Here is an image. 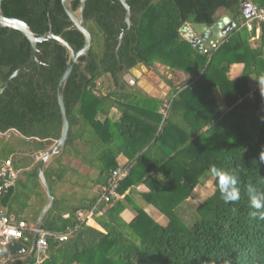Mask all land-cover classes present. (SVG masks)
I'll return each mask as SVG.
<instances>
[{"label": "trees", "instance_id": "obj_1", "mask_svg": "<svg viewBox=\"0 0 264 264\" xmlns=\"http://www.w3.org/2000/svg\"><path fill=\"white\" fill-rule=\"evenodd\" d=\"M50 2L3 0L2 10L6 17L28 24L36 36L52 31L80 51L84 35L75 29L62 0H56L48 15ZM127 4L132 25L118 48V37L127 29L120 1L86 2L84 21L92 45L65 87L69 122L65 151L45 168L55 200L43 229L74 234L63 243L49 238L44 264H264V100L251 88L252 80H264V23L253 46L257 27L249 31L244 26L248 19L241 0H127ZM252 4L264 9V0ZM72 5L76 11L80 0ZM225 17L236 27L216 51L200 53L181 34L185 24L212 27ZM38 50L37 61L1 92L29 61L31 45L19 31L0 28V133L10 134L0 137V169L12 159L21 172L16 187L0 197V207L32 226L47 202L34 156L47 152L61 137L58 85L69 61L67 49L55 40L38 44ZM139 64L147 68L160 64L172 71L164 77L155 69L172 89L166 117L164 100L120 84L124 69ZM236 64L243 65V71L231 79ZM181 73L190 79L178 86ZM103 78L110 81L106 93L101 92ZM120 156L128 159L124 167L129 174L118 189L125 197L100 206L95 217L103 231L82 224L76 213L92 208L99 194L77 205L57 198L55 186L71 171L64 159L78 160L96 172L92 182L100 189L120 167ZM211 180L213 194L197 207L201 218L185 231L183 213L192 192ZM141 185L148 188L141 198L167 217V225L139 207L131 222L122 218L125 202L133 204L132 196ZM32 200L38 201V208L29 221L25 213ZM27 237L20 243L30 249L33 233Z\"/></svg>", "mask_w": 264, "mask_h": 264}, {"label": "water", "instance_id": "obj_2", "mask_svg": "<svg viewBox=\"0 0 264 264\" xmlns=\"http://www.w3.org/2000/svg\"><path fill=\"white\" fill-rule=\"evenodd\" d=\"M74 0H62V5L66 14L68 15L70 21L73 23L76 30L80 31L85 38L84 47L76 52L67 41L63 39L61 36H57L53 34L52 31H48L41 36H36L35 33L31 30V28L24 21L8 18L4 15L2 10V2L0 0V28H7L9 30L19 31L30 43L31 45V57L29 61L16 70L11 77L6 81L5 86L1 89V92L5 91L9 86L10 82H12L15 78L25 73L30 65L37 61V53H38V44L43 43L48 40H55L61 46L67 49L69 53V61L67 64L66 71L64 72L59 85H58V100L61 108L62 119H63V128L62 134L58 141L54 143V145L45 153H38L35 155L36 164H39L38 167V177L40 184L47 196V202L40 213V216L36 222L35 228L37 231L43 228V221L48 214V212L52 209L55 197L52 194L50 185L45 176V168L49 165L51 161L54 160L55 157L61 155L65 151V145L68 138L69 133V122L66 113L65 100H64V92L67 82L72 74L74 67L79 64V60L82 57H88L89 51L92 45V37L89 31L85 28L84 21V11L86 8L87 0H80V5L78 9L75 11L73 9ZM125 10V22L127 25V29H125L120 36L118 37V48L121 46L123 39L130 32L131 29V18L132 11L131 7L127 4V0H119ZM56 0H51L48 15H50V10L55 5ZM242 11L247 19H250L254 15L252 0H241ZM51 26V25H50ZM236 24L233 23L228 17L223 18L218 23L213 25L212 27H208L205 24H195L188 23L183 26L181 29V34L184 38L194 47L198 52L203 53L205 47H211L213 44L218 42L219 40L224 39L229 36L232 31L235 29ZM135 70H139L141 72H145L146 68L144 64H139L135 69L130 70V74L128 78L131 80L128 81L130 85L133 87L136 79L139 77L135 74ZM127 71V68L124 69ZM142 87L141 85H139ZM152 97V96H151ZM155 98V97H153ZM1 134V133H0ZM38 239V234L34 233L32 246L30 251L28 247L23 244L16 242L10 246L11 257L2 261L0 264H11L17 261H23L29 259L35 250L36 242Z\"/></svg>", "mask_w": 264, "mask_h": 264}, {"label": "built area", "instance_id": "obj_3", "mask_svg": "<svg viewBox=\"0 0 264 264\" xmlns=\"http://www.w3.org/2000/svg\"><path fill=\"white\" fill-rule=\"evenodd\" d=\"M253 11L254 15L244 23V26L247 27L249 31H252L255 25L257 29H260L261 25L264 23V9H259L253 5ZM224 39L219 40L211 47H205L203 53H210L218 50L220 45L224 42ZM164 106L162 113L166 117L170 106L168 99L165 100ZM128 174L129 169L124 166H120L118 169L114 170L110 174L107 184L101 188L99 196L92 208L87 211H78L76 213L77 219L82 224H89L99 211L101 205L121 199L122 196H119L118 189L121 182L126 179ZM18 179L19 171L13 167L12 159L5 161L0 169V197L14 189ZM66 217H68V215H64V218ZM27 233H33V235L34 233L38 234L35 250L31 256L34 259L27 264H44L49 257V238H54L60 243H63L73 236L74 231L70 230L64 234L51 233L43 228L37 231L35 226L29 225L25 220H19L16 215L8 214L4 207H0V261L6 260L5 257L7 254H10L11 257L10 246L13 243H20L21 240H29ZM30 249L28 251H30Z\"/></svg>", "mask_w": 264, "mask_h": 264}, {"label": "crops", "instance_id": "obj_4", "mask_svg": "<svg viewBox=\"0 0 264 264\" xmlns=\"http://www.w3.org/2000/svg\"><path fill=\"white\" fill-rule=\"evenodd\" d=\"M260 32H261V30L256 28V36L253 37L252 41H251L253 46L257 45L258 39L260 37ZM243 67L244 66L241 65V64L234 65L232 67V69H231V72H230V78L231 79H238L241 76V73L243 71ZM181 76H184V77H187V78L189 77V76H186V75H184L182 73L180 74L179 77H181ZM188 79H190V77ZM133 87H138V88L142 89L139 85H135V83H134ZM257 90L263 96L264 80L259 83V86H258ZM254 91L255 90H253L252 92H254ZM164 92H162L159 95L158 99H161V100L168 99V97L172 93L171 87H170V89L166 88L164 90ZM220 103H221V106H222V110L223 111H227L228 109L223 104V102L221 101ZM2 135L3 134H0V137ZM55 159H56V157L54 158V160ZM65 159L67 160L68 163L64 162V164L70 165L71 171L67 175V177L65 179V182L62 183L61 185L66 184L67 186H69L72 189V191L66 197H65L64 194H62L59 197H57V196L56 197L59 198V199H62V200L66 199L67 203H69V204L77 205V204L81 203L82 201H84L87 198H91V197H94V196L98 195L100 193V191H101V188L99 189V187H94L93 186V182H92L93 179H95L96 176H97L96 172L91 171L89 169V167L81 164V162L78 161V160H72L69 157H66ZM53 161H51L49 164H51ZM127 162H128V159L125 156H120L118 158V163L120 164V166H124ZM20 174H21V172H19V175ZM197 188L192 192L191 198H192L194 192L197 190ZM147 191H148V188L145 185H141L138 188H136V191L134 192V194L132 196L133 204H131V206H133L132 207L133 209L127 208V209H125V211L121 215L122 218L125 221L131 222L137 216V214L134 213L136 211V210H134V208L139 207V208H142L146 213H148L157 222H160L159 217H161V215L163 213L161 211H159L154 205H148L147 203H145V201L141 198L140 194L145 193ZM54 192H55V189H54ZM78 192H81V195ZM55 195H56V192H55ZM124 197L125 196H122L121 200ZM138 199L140 201H142V204H139V200ZM34 204H35V208H38V201H36V203H34ZM64 215H68V214H64ZM162 216L165 217L164 214ZM68 217H69V215H68ZM68 217H66V218H68ZM88 226H91V227H93L95 229L103 231V229L97 224L96 217H94L93 220H91L89 222Z\"/></svg>", "mask_w": 264, "mask_h": 264}, {"label": "rangeland", "instance_id": "obj_5", "mask_svg": "<svg viewBox=\"0 0 264 264\" xmlns=\"http://www.w3.org/2000/svg\"><path fill=\"white\" fill-rule=\"evenodd\" d=\"M156 68H146L145 72H141L139 70H135V74L139 77L136 81H135V85H141L142 90L145 91L146 94H148L149 96L158 98L159 95L164 92V90L170 89V87L166 84L165 80L163 78H161L155 69L160 70V73L164 76L167 77L169 76V74L172 73V71H170L168 68L157 64L155 65ZM129 74L127 75V80L130 81L131 79L128 78ZM189 78V77H188ZM187 77L181 76L179 77V79H176L178 86H181L184 81L188 80ZM175 80V78H174ZM100 84H102V88H101V92L102 93H106L108 92V90L110 89V81H108V79L103 78L102 80H100ZM259 86V83H256L254 80L251 81V88L252 90H257ZM165 93V92H164ZM262 95V94H261ZM263 100H264V92H263V96H262ZM167 100V99H164ZM114 117H117L118 114L113 115ZM10 134H6V135H2L1 137H6L8 138ZM65 163H68L66 159H64ZM72 191V189L67 186L66 184L61 185L58 184L55 186V192H56V196L59 197L62 194L66 196L69 195V193ZM43 193V200L46 199L45 198V194H44V190L41 191ZM214 192V186H213V180H211L210 182L207 183L206 186H198L197 190L194 192L191 200L189 201L188 205H187V209L184 210V226H182V229H184L185 231L190 229L191 226L197 221L199 220L201 217L199 215V213L197 212V207L204 202L207 198H209ZM81 195V192H78ZM45 195V196H44ZM139 200V199H138ZM127 208L133 209L129 203L125 202ZM139 204H142V201L139 200ZM31 206H29L28 210L25 213V217L26 219H28L29 221H31L32 219V215L35 214L36 212V208L35 205L33 203V200L31 201ZM186 208V207H185ZM135 210V208H134ZM135 214H137V211L134 212ZM163 215V214H162ZM159 217L160 219V225H167L168 224V219L167 217L162 216ZM163 222V223H162Z\"/></svg>", "mask_w": 264, "mask_h": 264}, {"label": "flooded vegetation", "instance_id": "obj_6", "mask_svg": "<svg viewBox=\"0 0 264 264\" xmlns=\"http://www.w3.org/2000/svg\"><path fill=\"white\" fill-rule=\"evenodd\" d=\"M130 74V71H123L120 75H119V78H120V84L121 85H126L127 87H132L130 85V83H128V80L126 79L127 78V75Z\"/></svg>", "mask_w": 264, "mask_h": 264}]
</instances>
